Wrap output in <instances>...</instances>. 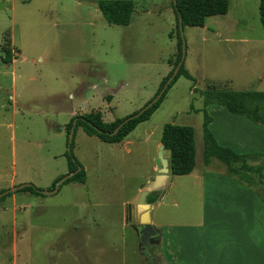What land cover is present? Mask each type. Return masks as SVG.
Instances as JSON below:
<instances>
[{"label": "rangeland", "instance_id": "obj_1", "mask_svg": "<svg viewBox=\"0 0 264 264\" xmlns=\"http://www.w3.org/2000/svg\"><path fill=\"white\" fill-rule=\"evenodd\" d=\"M173 1L133 0L131 22L118 25L108 23L91 4L99 0H0L3 190L11 188L12 180L52 189L56 178L69 171V138L61 126H67L73 111L105 107L102 94L113 92L115 114H131L158 93L169 60L173 67L178 54ZM259 4L230 0L229 12L208 17L205 27H184L183 66L195 82L180 76L167 89L151 118L132 134L131 153L128 146L103 142L79 128L73 153L87 171L86 183L64 182L59 191L44 195L20 189L14 205L9 196L0 199V264H11L1 257H13L11 245L6 248L14 238L18 264H168L167 248L176 243L171 228L203 218L200 184L189 176H171L165 196L151 210L152 223L162 235L151 242L149 257L135 227L138 220L126 215V204L154 174L168 122L194 127L197 170L206 168L204 111L211 114V109L202 90L264 91ZM6 33L21 49L20 58L12 49L13 60L19 58L15 62L4 61ZM253 49L260 51L249 54ZM55 93L57 102L50 103L47 96ZM161 193L152 191L147 201L156 202ZM10 210L16 211L14 218Z\"/></svg>", "mask_w": 264, "mask_h": 264}, {"label": "crops", "instance_id": "obj_2", "mask_svg": "<svg viewBox=\"0 0 264 264\" xmlns=\"http://www.w3.org/2000/svg\"><path fill=\"white\" fill-rule=\"evenodd\" d=\"M10 46L13 50L17 49L19 51L20 58L22 53L21 49L17 46L15 37L11 38ZM259 51L260 50L257 51V49H253L249 51V54L255 52L254 54L256 55ZM19 58H15L13 62L17 61ZM168 64L169 70L165 76L172 69L171 63L168 62ZM186 70L190 73L187 68ZM161 80H159L158 85ZM14 84L15 82H13V85ZM12 89V96H14V86ZM229 89L233 88L228 87L226 90ZM58 96V93L50 94L47 96V99L50 103H55L57 102L56 98ZM102 97L104 101H107L105 107L93 108L92 111H96L95 109L102 111L103 119L107 122H112L117 118L124 117L125 114H115V94L113 92L103 93ZM205 106L207 105L205 104ZM207 107L211 109V114L206 112L212 118L209 127L220 144L241 153L264 154V127L253 123L245 116L232 114L222 106L209 105ZM80 112L85 111L78 109L73 111L71 115L74 116L80 114ZM215 126L216 129L214 130ZM65 127V125L61 126V130L65 131ZM79 128L83 130L82 127ZM136 128L119 142H107L101 140L97 136L94 137L99 138L103 142L120 143L124 146H128L127 150L131 153L132 150L129 146L134 144L131 136L134 134ZM197 166L196 152L195 169L191 173L181 176H189L193 178V181L190 179L193 183L200 184L199 192L202 193L203 199V218L198 224L188 222L183 225H174L171 228L176 243L169 244V248H167L168 264H264L263 200L254 191L240 186L235 180L213 170H205L206 168L204 169L203 166L197 170ZM153 169L155 171L154 174L159 172L157 165H155ZM154 174L148 176V180L152 179ZM170 175L173 176L174 174L170 171ZM15 185H17V183L15 180H12L9 187ZM141 189L140 187L138 191ZM1 190L2 187H0V191ZM165 193L164 191L156 202H150L153 205L152 209L161 202ZM8 196L7 198H9L10 204L12 203L14 205L18 201L16 192H12V195ZM10 211L14 218L16 211ZM15 223L16 220L13 219V230H15ZM0 228H4V226L1 225ZM160 235H162L161 232ZM16 244V239L14 238L12 244L7 245L6 249H10L11 245L13 257L8 260L1 257L2 262L7 261L11 264H18V259L15 256L17 252ZM158 258L160 259V257Z\"/></svg>", "mask_w": 264, "mask_h": 264}, {"label": "trees", "instance_id": "obj_3", "mask_svg": "<svg viewBox=\"0 0 264 264\" xmlns=\"http://www.w3.org/2000/svg\"><path fill=\"white\" fill-rule=\"evenodd\" d=\"M98 3V8L108 23L128 25L131 22L132 13L134 11L133 0H99ZM172 5L176 16L178 54L171 71L162 79L157 90L158 92L162 89L182 56V37L179 29L180 17L184 27H204L208 17L228 13L230 0H177L176 3L173 1ZM259 13L260 21L264 28V0H260ZM4 37V43L1 45V49L5 52L4 61L12 62L13 58L12 48L10 47V36L6 33ZM169 62L171 63L172 60L170 59ZM180 76H185L195 82L194 77L182 65L168 89L175 84ZM194 90H196V87H194ZM166 92L152 107L147 109L140 116L127 121L116 133L112 134L111 132H113L130 114L117 118L112 122H107L103 119L102 111L96 110L75 115L66 126L67 136L69 138L74 119H76L77 125L75 134L77 129L82 127L90 136H97L101 140L107 142H119L132 132L141 122L151 118L152 114L160 106ZM201 94L204 97L207 106H222L228 112L235 115L245 116L253 123L264 127V91L208 88L202 90ZM137 111L138 110L133 113ZM204 115V166L206 169L212 170L213 168H211V166L216 164V168L213 171L235 180L244 188L253 190L264 202V154L241 153L220 144L209 127V124L212 121L211 116L206 111L204 112ZM161 144L164 146V149L170 150L169 166L172 174L186 175L195 169L197 147L195 129L193 126L171 122L164 124ZM73 148L74 140L72 142L71 152L68 150L65 152V156L68 158L69 171H76L79 166L81 168L65 183H86L87 172L81 162L75 157ZM60 177L53 182L52 187H55V184ZM39 189L40 188L36 185L30 184L23 188L22 191H28L35 195H44ZM1 191H3V189ZM9 194L11 193H8L0 199H4Z\"/></svg>", "mask_w": 264, "mask_h": 264}, {"label": "water", "instance_id": "obj_4", "mask_svg": "<svg viewBox=\"0 0 264 264\" xmlns=\"http://www.w3.org/2000/svg\"><path fill=\"white\" fill-rule=\"evenodd\" d=\"M177 0H174V3H176ZM95 7H99L98 2H93L91 3ZM179 29H180V35L182 37V56L179 62L177 63L176 67L172 71L171 75L169 76L168 80L162 87V89L150 100L148 101L144 106H142L137 112L130 114L127 116L122 123L116 129L111 132L116 133L127 121H129L132 118L140 116L143 112H145L147 109L152 107L162 96L163 94L167 91L169 85L172 83L174 78L177 76L181 66L183 65L185 61V56H186V41H185V36H184V25L182 23V19L180 17L179 19ZM76 125H77V120L73 122V126L70 130L69 133V139H68V146L67 150L71 152L72 150V142L75 137V130H76ZM169 156H170V150L164 149V146L161 144L160 145V150H159V157L157 159V166L159 168V171L152 179L148 180L147 183L142 187L141 191L138 193L137 196H135L133 199L130 200L126 204V215L128 216L129 214L133 213L137 220L138 224L143 226L142 229H140L139 232V237L140 241L142 244V249L144 250L145 247L148 245V238L151 236H154L157 234V229L152 223L151 219V209L153 205L147 201L149 194L152 191H161L163 194L169 179L171 178L170 175V166H169ZM80 166L78 167L77 170H80ZM76 171H68L65 173L60 179L57 181L55 184V187L52 189H39V191L42 194H52L57 191H59L60 187L66 182L69 178H71L73 175L76 174ZM31 183H22L19 185H15L11 188L5 189L0 192V198L7 195L8 193L15 192L17 190L23 189L26 186H29ZM159 237L161 236L158 234ZM158 260V257H156Z\"/></svg>", "mask_w": 264, "mask_h": 264}, {"label": "flooded vegetation", "instance_id": "obj_5", "mask_svg": "<svg viewBox=\"0 0 264 264\" xmlns=\"http://www.w3.org/2000/svg\"><path fill=\"white\" fill-rule=\"evenodd\" d=\"M132 215H134V214L132 213ZM135 227L137 228V230L140 231V229H142L143 226L139 225L138 222H137V224H135ZM158 234H160V233L157 231V234H156V235L151 236V237L148 238V245H147V246L145 247V249L143 250L144 254H146L147 257H149L148 254L150 255L149 252H150V244H151V242L160 239V237H159ZM142 247H143V246H142ZM155 257H156L155 255L152 256V258L156 259Z\"/></svg>", "mask_w": 264, "mask_h": 264}]
</instances>
